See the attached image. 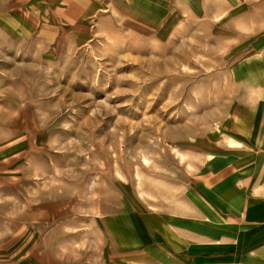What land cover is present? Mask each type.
<instances>
[{
  "label": "rangeland",
  "instance_id": "obj_1",
  "mask_svg": "<svg viewBox=\"0 0 264 264\" xmlns=\"http://www.w3.org/2000/svg\"><path fill=\"white\" fill-rule=\"evenodd\" d=\"M263 178L264 0H0V264H264Z\"/></svg>",
  "mask_w": 264,
  "mask_h": 264
},
{
  "label": "crops",
  "instance_id": "obj_2",
  "mask_svg": "<svg viewBox=\"0 0 264 264\" xmlns=\"http://www.w3.org/2000/svg\"><path fill=\"white\" fill-rule=\"evenodd\" d=\"M263 179H259V181L263 180ZM258 183L264 184V181L258 182ZM250 189H249V191H250ZM260 189H261L260 193H257L256 190H255V193H249L250 197L252 199L249 200V213H248V215H249V217H255V222L253 224L254 226H257L258 224H260V221L258 222V219H260V218H258V216H260L261 213L264 212V208H262V207H264V192L262 191L264 189V186H260ZM241 199H245V197L242 195H239V194H236L233 197L234 205H236L239 202L240 209H241ZM205 212H206V214H208L207 210ZM238 214H241L240 210H238ZM189 226H191L193 228L192 224H189ZM197 226H199V225H197ZM201 227H204V225H202ZM192 228H189V229H192ZM250 228H251V226H250ZM200 230L202 232H205V231L208 232V230H205V229H200ZM255 236H252L253 238L250 239V241H249L250 245L256 241L257 237H255ZM169 238L170 237L168 235L162 234V236H161V240H166L168 243H169V241H171V239H169ZM199 243L205 244L204 241L199 242ZM160 245H161L160 251L162 252L163 255L160 257L159 261L156 260V262H158L159 264H229V263L225 262L224 258L226 255H224L223 251L221 254H219V251L217 250L216 254H215L214 252H210V251H207V252L201 251L202 249H204V247L200 248V249H196V250H194V252L190 248L188 251L189 254L186 252V254L182 256V255H178V254L172 252L163 243H161ZM254 246H256V245H254ZM249 258L252 259L251 256H249ZM253 260H255V259H253Z\"/></svg>",
  "mask_w": 264,
  "mask_h": 264
}]
</instances>
